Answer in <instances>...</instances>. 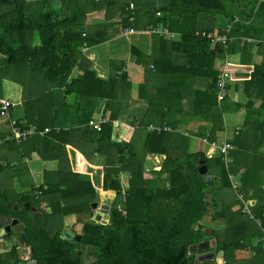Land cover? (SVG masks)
I'll return each mask as SVG.
<instances>
[{"label":"trees","instance_id":"trees-1","mask_svg":"<svg viewBox=\"0 0 264 264\" xmlns=\"http://www.w3.org/2000/svg\"><path fill=\"white\" fill-rule=\"evenodd\" d=\"M154 1L151 0L144 10L148 16L145 25L152 28L162 26L168 32L179 34L177 42H169L162 50L163 55L174 56L175 60L180 61L173 64L178 69L172 72L181 74L180 79L187 77L189 81L198 78L210 80L209 91L189 87V107L184 111V116L188 118L194 113L207 116L206 121L211 124L207 133L201 132L196 137L211 143L216 142V138L222 139V115L239 108L243 109V121L249 122V129L260 138L264 137V60L249 67L242 76L243 92L258 102L256 108H252L251 101L240 106L234 99L229 102L226 98H217L216 71L212 68L214 59L231 52L237 43L241 50L248 48L239 42V37L264 40V0H157V4ZM101 4L109 8L113 5L118 18L115 17V22L99 25L100 30L112 26L121 29L128 27L137 15L133 8L128 7L129 2L124 0H0V82L6 79L21 87L22 109L18 118L24 120L25 127L32 126L39 131L44 127L49 128V132L42 136L32 135L21 143L7 138L5 131L2 143L11 145L21 157L35 153L43 159L42 154L49 146L57 145L62 136L77 134L90 152L106 158L103 154L105 150L113 149L120 154V162L125 149L129 172L135 183L119 206H111L105 225L88 222L82 225L78 242H69L60 237L61 217L70 212L64 196L91 198L93 190L86 177L70 173L64 167L50 181L28 190L29 196L21 193L14 195L0 188V217L16 219L23 224L21 238L28 248L29 260L35 264H83L78 255L82 249L94 253L93 261L89 264H193L194 255L186 256V248L190 245L214 237L215 252H225L230 246H238V239L219 241L217 231L209 229L204 223L209 221L208 224L215 225L229 209L215 206L216 191L220 187H228V170H225L219 157L206 158L200 152H187L189 133L185 127L178 126L186 134L174 132L176 124L168 125L171 129L169 132L156 134L148 131L141 157L149 152L162 154L164 160L158 171L142 172L141 159H137L134 151L128 150V146L121 142H113L119 129L117 126V132H113L114 118L125 111V107L121 108V105L119 108L115 100L120 97L125 104L129 98V84L123 66L116 68L118 76L110 74L106 79H100L79 57L83 45L90 46L104 39L92 38L98 36L97 32L95 35L88 34L83 27L85 11L89 8L97 10ZM224 6L222 16L228 24L232 21V15L239 20L231 24L228 32L233 41L226 48L219 44L211 46L210 39L198 34L212 32L207 15L224 11ZM129 52L136 65L145 66L140 60L143 57L140 51L130 47ZM149 57L152 67L161 63L155 55ZM68 96L70 100H67ZM96 99H110L114 103L110 108L106 106L108 118L103 116L105 122L98 131L86 125ZM187 118H180L177 123L187 122L190 119ZM74 122L85 124L81 128L74 127ZM55 127L58 128L57 132L53 130ZM238 134L230 140L233 145ZM153 142L160 147L167 142L164 145L167 147H150L149 144ZM261 146H264V142L259 139L251 151L255 152ZM150 157L154 156H148L147 162ZM200 165L205 166L212 178L211 187H207L197 173ZM212 166L218 168L220 186L215 182ZM6 168L13 174L18 171L10 161L0 165L1 170ZM260 168L264 169V164ZM260 168L252 170L246 167L242 170L244 187L239 189L240 197H244L248 190L251 193L249 197H258L256 178ZM159 181H163V186H159ZM63 184L66 186L64 191L59 189ZM112 187L117 188V185ZM206 194L211 196L208 216L205 215L203 199ZM24 203L28 210L24 209ZM40 203L44 205L40 206ZM87 207L84 205L85 211ZM261 208H258L255 216L264 225L259 212ZM205 217L208 220H203ZM193 226L196 228L193 229ZM204 231L209 233L208 236H204ZM7 236L15 237L9 233L3 238ZM19 248L15 240L6 251L0 253V264L2 261H6L4 264L20 263L17 257ZM80 254H83L82 251Z\"/></svg>","mask_w":264,"mask_h":264},{"label":"crops","instance_id":"crops-1","mask_svg":"<svg viewBox=\"0 0 264 264\" xmlns=\"http://www.w3.org/2000/svg\"><path fill=\"white\" fill-rule=\"evenodd\" d=\"M96 1L101 2V0ZM124 1L129 2L128 7L133 8L137 15L135 16V20L130 23V26L122 29L118 26H112L111 28L100 30V27H98L103 23L115 22L118 18L117 11H115L113 5L109 8L101 4V7L97 10H91L89 8L85 11L83 22L84 30L86 29L87 33L91 35H95V32H97L98 36L95 35L92 37L94 39L100 37L104 39L90 46L83 45L79 57L82 58L81 61L89 66L90 70L95 72L96 78L100 79H106L110 74L118 76L119 71H116V68H120L121 65L123 66L126 80L129 84V98L126 100L125 104L122 100H119V102L115 100L117 104L119 103L118 107L121 105L125 106V111L117 114L114 118V121L119 124V129L118 135L116 134L117 137L113 139V142H121L128 146V150L132 149L137 159H141L142 172L146 173L158 171L164 160L162 154L152 152L146 153L141 157L145 136L148 134L146 130L148 126H172L173 124H176L175 126H184L187 125V123L190 124L192 121L194 122V125H192L193 128H196L195 131L207 133V129L211 126V124L206 121L207 116L204 117L203 115L194 113L195 115H191V120L189 119L186 123L184 121H180L181 123L177 122L180 118H187L183 113L189 107V87L190 89L209 91L211 90L209 86L210 80L198 78L194 81H189L186 76V78L180 79L178 75L181 74L172 72L178 69L173 64L180 63V61L175 60L174 56L163 55L162 50L168 46L169 42H177L179 34L176 32H168L166 28L162 26L153 27V29H156L155 33L145 31L152 28L149 25H145L148 16H146L144 12L151 0ZM131 2L134 5H132ZM154 3L157 4V0H155ZM223 9L224 11L219 9L220 11L215 13L223 14L225 12V6ZM215 13L208 14L207 16L212 28L211 33L219 34L223 32L220 31L225 29L228 22H226L224 18H222L223 20L216 19V21H214L213 19L215 18L213 17L216 15ZM215 26H217V28ZM163 30L167 31L169 35L163 36L157 32ZM104 31L106 34H104ZM130 47H134L143 54L140 60L145 64L144 67L134 63V57L129 52ZM246 51L247 49L241 50L239 43H237L236 46L232 48L231 52L216 57L213 61L212 68L216 71V76L222 70H225L228 74V79L226 81L228 94L223 98L228 99L229 102L234 99L236 104L240 106L244 105L247 101H251L252 108H256L258 102L247 97L243 92L242 76L245 71L243 72L240 67L237 74L231 72V68L235 67V64L232 62L236 59L244 58V64H248L249 66L259 64L250 63V57L247 55V58L245 57ZM151 55H155L161 63L152 67V63L150 62L151 58L149 57ZM145 57H148V59L145 60ZM168 61H172L173 63L169 64ZM227 69L229 70L227 71ZM239 74L242 75L238 76ZM159 79L162 80L161 83ZM165 85L169 86L171 91L164 90ZM159 89L161 93H158ZM1 92H8L7 96L12 94L13 100L11 101L15 104L13 115L19 117L21 111L19 110V113H17L16 110L17 107H21V90L19 86L5 80L1 84ZM217 98L219 97L217 96ZM70 99L71 97L68 96L67 100ZM112 105H114V103L108 99H96L95 108L90 117L95 118L97 115H100L107 119L108 108L106 106L110 108ZM229 107H231V105ZM242 110V108H239L235 109V112H228L222 115V127H224L223 137L232 140L234 136L233 132L236 131L239 133L236 137L235 145L231 142L233 150L228 154L230 163L224 166L225 170H228L226 172L228 187H220L215 195V206L224 209L229 207V209L225 213L223 219L214 223L215 225L207 224V227L217 231L216 237L219 241L227 242L232 239H238V246H230L225 252L221 251L222 264H264V253L262 245L259 242V229L241 211V204L237 199L241 193H239V189L242 190L241 186H243L241 179L242 170L246 167L255 170V168H260L261 164H264V146L259 147L255 152L251 151V147L258 142L259 139L262 143L264 142V137L260 138L256 132L249 129V122L247 124L246 121H243L244 114ZM232 117L235 118V124L232 127H228L227 122H232V120H230ZM84 124L85 123L78 124V122H74L73 126L81 128ZM113 132H117L114 127ZM4 136L5 125L2 120H0V165L4 164L6 161H10L11 166L14 165L18 170L16 174H13L10 172V169L6 168L3 172L0 169L4 174L0 178V188L12 192L11 194H19L15 193L13 190L19 189L21 186L26 188L25 191H28L43 182L50 181L54 178L56 172L61 171L63 167L70 173H78L82 175V177H86L89 186L93 190V196L91 198L84 197V199H79L75 195L69 196L68 194L64 196V202L70 207V212L61 217V230H66L73 236H80L82 225L88 222L90 213L89 204L95 202L97 205H107L109 209L113 205L119 206L121 204V194L124 196L127 195L128 189L135 183V180L132 179V175L129 172L130 169L128 167H130V164L127 163V151L125 149L122 151V161H120L122 163H120V154L114 152L113 149L105 150L103 154L107 156L106 158L102 156V154L98 155L95 152H90L89 147L81 141L77 134L68 133L58 140L57 145L49 146V149L42 154L44 156L43 159L39 158L35 153H30L29 155H23L21 157L20 153L13 149L11 145L2 143ZM217 140L221 141L222 139L216 138L214 141ZM198 141L206 145L210 143L201 138H198ZM164 145H167V142L165 144L162 143L164 148L167 147ZM149 146L160 147L159 144L154 142L150 143ZM186 149L187 152L192 149L189 142H187ZM200 149L199 151L194 148V150L190 152H200L203 154L208 152V147H206L204 151L202 148ZM3 152L5 153L4 156L2 155ZM148 156L154 157H150L147 162ZM105 158L107 161H105ZM146 163L148 167H146ZM49 167H51V169H49ZM111 169L117 171L111 172ZM213 174L216 176V184L220 186V179L217 176V172ZM228 174L233 176V181L237 186L236 189H232L230 181L227 178ZM158 184L159 186H163V181H159ZM112 185H117L118 189L116 187L113 188ZM65 187L66 186L63 184L59 189L64 191ZM256 188L258 189L257 198L249 197L251 194L250 190H248V193L245 194L244 197L240 198L247 204L254 216L258 208L262 206L259 212L264 221V169L262 168L259 169L258 177L256 178ZM99 201L101 203H99ZM41 205H44V203H40V206ZM84 205L88 206L86 211ZM3 236L4 235L0 236V253L6 251L16 240V237H12L13 241H11L10 236L6 238H3ZM211 239L216 240L214 237H211ZM22 249V254L17 253V257L21 262L29 259L28 248ZM213 252L215 251L213 250Z\"/></svg>","mask_w":264,"mask_h":264},{"label":"built area","instance_id":"built-area-1","mask_svg":"<svg viewBox=\"0 0 264 264\" xmlns=\"http://www.w3.org/2000/svg\"><path fill=\"white\" fill-rule=\"evenodd\" d=\"M262 1V0H259ZM239 22V20L234 17L233 20L226 25L225 29L221 34H213V33H200L201 37H205L210 39V41L213 44H219L223 48H226L229 43L233 41L232 37L228 36V32L230 30V26L232 23ZM156 29L150 28L149 31L151 33H155ZM160 35L168 36L169 34L167 31H157ZM239 42L247 45L248 47L256 46L259 44L257 40L253 38H247V37H239ZM228 79V74L225 72V70H222L217 76L215 80V89L217 91L218 97H223L228 94L227 92V84L226 81ZM15 107V104L7 99L0 96V120H2L3 123H5V131L7 134V138L15 141L16 143L25 142L30 136L32 135H38L42 136L43 134L49 132V128L44 127L42 130H37L34 127H25L24 120L14 117L13 116V109ZM105 122V118L101 117L100 115H97V117L90 118L86 125L87 127L91 128L92 130L98 131L100 129V125ZM55 132H57L58 128H53ZM171 129L166 125H160V126H149L147 128V131L149 132H155L156 134L163 133V132H169ZM179 132L180 127H175L174 132ZM184 131V130H183ZM237 132L234 131L233 134L235 135ZM183 134H186V131L183 132ZM208 152H206L205 157H219L222 161L224 166H227L230 163V160L228 158V154L230 151L233 150V145L230 142V139L222 138L219 142H213L208 143ZM228 180L230 181L232 189H236L237 186L233 181V176L227 175ZM121 202L124 200V195L121 194L120 196ZM238 201L241 204V211L244 213V215L253 222V224L259 229L260 232V238L259 242L262 245L263 253H264V225H262L261 220L257 217H255L250 209L248 208L247 204L241 200L240 196L237 197ZM5 245V244H4ZM5 249V248H4Z\"/></svg>","mask_w":264,"mask_h":264},{"label":"water","instance_id":"water-1","mask_svg":"<svg viewBox=\"0 0 264 264\" xmlns=\"http://www.w3.org/2000/svg\"><path fill=\"white\" fill-rule=\"evenodd\" d=\"M174 19H177V17H173ZM197 173L201 176V178L204 180L205 185L207 187H211L213 184L212 178L210 175L206 172V168L204 165H200L197 168ZM204 206H205V215L210 214V208H211V196L209 194L204 195ZM90 213H89V224H100L105 225L107 223L108 219V209L109 207L107 205H97L95 202L89 204ZM24 209L28 210L27 204H24ZM32 210V209H31ZM37 214H41L39 211H36ZM193 229L196 227L193 226ZM11 233L16 237V241L18 245L22 248H27L25 244H23L21 235L23 233V224L19 223L16 219H8L4 217H0V236L6 235ZM63 233H66L70 236V239L63 236ZM204 236H208V232H203ZM60 237L63 238L66 241H79V236L75 235L73 236L70 232L66 230H61ZM216 246V241L214 239H207L200 241L196 244L190 245L186 248V256L194 255L193 264H200L203 262H206L208 264H222V252H213ZM26 264H35L33 260L28 261Z\"/></svg>","mask_w":264,"mask_h":264},{"label":"rangeland","instance_id":"rangeland-1","mask_svg":"<svg viewBox=\"0 0 264 264\" xmlns=\"http://www.w3.org/2000/svg\"><path fill=\"white\" fill-rule=\"evenodd\" d=\"M30 1H32V0H30ZM131 4H133L132 2H131ZM130 4V5H131ZM234 17H236L237 19H238V17L236 16V15H232V20H233V18ZM213 18H215V19H213L214 21H216V19H218V20H223L222 18H223V16H222V14H216ZM88 21H90V20H88ZM216 28H217V26H215ZM255 40V39H254ZM257 42H259V44H258V47H257V45L255 46H251V47H248V48H246L247 49V51L245 52V57H246V55L247 56H249L250 57V63H260V62H262L263 60H264V40L263 41H260V40H257ZM211 46H213V43L211 42ZM245 49V50H246ZM247 58V57H246ZM244 58H241V59H236V60H233V64H235V67L233 68H231V72H235V74H237L238 73V71L240 70V67L242 68V70H243V72L245 71H247V69L249 68V67H251V66H249L248 64H244ZM230 63V62H229ZM242 64H244V65H242ZM228 65V64H227ZM229 69H227V71H228ZM242 74H239L238 76H241ZM178 76H180V75H178ZM176 78V77H175ZM176 79H178V78H176ZM6 79H4V80H2L1 82H0V87H1V84H2V82L3 81H5ZM160 81V83H161V79H159ZM6 81H8V80H6ZM11 82V81H10ZM19 86V85H18ZM19 88H20V90H21V87L19 86ZM164 90H166V91H171V88L169 87V86H167V85H165L164 86ZM165 91V92H166ZM9 92V91H8ZM8 92L7 93H5V92H1V97H3V98H7V99H9V100H13V96H12V94L10 95V96H7V94H8ZM30 92V91H29ZM158 93H161V91H160V89H159V91H158ZM29 94H31V93H29ZM156 94H157V92H156ZM20 96H21V93H20ZM224 97V96H223ZM223 97H219V98H223ZM110 100V99H109ZM119 100H120V97L117 99V101L119 102ZM111 101V100H110ZM111 102H113V101H111ZM93 103H94V101H93ZM94 105H95V103H94ZM125 106L124 105H122L121 106V108H124ZM21 107L20 108H16V110H17V113H19V110L21 111ZM16 113V112H15ZM122 113V112H121ZM68 114H70V112L68 111ZM14 116V115H13ZM15 117V116H14ZM97 117V116H96ZM190 120H191V115H190ZM230 120H232V122L231 121H228V122H230V123H228L227 122V124H228V127L230 126V127H232L234 124H235V118L234 117H232V119H230ZM186 123V122H185ZM192 125H194V122H192L191 121V123L189 124V123H187V125H184L183 127H185V129H187V131H188V133H189V139H188V142H189V144L191 145V147H192V149L190 150V151H193L194 150V148L196 149V150H201L200 148H202L203 149V151H204V149L207 147V145L206 144H203L201 141L199 142L198 141V138L196 137V135H198L200 132H197V131H195L196 130V128H193V126ZM112 126L114 127V129H116V127L118 126L119 127V124H118V122H116V121H113V124H112ZM149 127V126H148ZM147 127V128H148ZM147 128H146V130H147ZM184 129L183 128H180V133L181 134H183V132H185V131H183ZM180 134V135H181ZM218 141H220V140H217L216 141V143L218 142ZM189 151V152H190ZM7 152V151H6ZM206 154V153H205ZM2 155L4 156L5 155V153L3 152L2 153ZM216 157V156H215ZM209 158H214V157H209ZM49 169H51V167H49ZM211 170H212V172L213 173H215V172H217V170H218V168L217 167H215V166H212L211 167ZM2 172H3V170H2ZM1 171H0V178L4 175L3 173H2ZM37 182H39V181H37ZM25 189L26 188H23L22 186L19 188V189H15V190H13V191H15V193H21V194H23V196L25 195V196H29V193L27 192V191H25ZM73 201H76V200H73ZM67 202H68V200H67ZM73 203V202H72ZM99 203H101L100 201H99ZM24 204H26V203H24ZM89 211H90V208H89ZM203 220H208V219H206V217L203 219ZM208 222L209 221H207V222H205L204 221V223L205 224H208ZM11 241H13V238L11 237ZM7 245V244H6ZM5 246V245H4ZM7 247V246H6ZM81 251H82V253L83 254H80L81 253ZM81 251H78V255L79 256H81V260H82V262H83V264H89L90 262H92L93 261V255H94V253H92V252H90L88 249H82ZM18 253L19 254H22L23 253V249L20 247L19 248V250H18ZM2 259L4 260L5 259V257H2ZM0 261H1V259H0ZM6 261H2V264H4Z\"/></svg>","mask_w":264,"mask_h":264},{"label":"bare ground","instance_id":"bare-ground-1","mask_svg":"<svg viewBox=\"0 0 264 264\" xmlns=\"http://www.w3.org/2000/svg\"><path fill=\"white\" fill-rule=\"evenodd\" d=\"M63 236L68 238V239H70V236L68 234H66V233H63Z\"/></svg>","mask_w":264,"mask_h":264},{"label":"flooded vegetation","instance_id":"flooded-vegetation-1","mask_svg":"<svg viewBox=\"0 0 264 264\" xmlns=\"http://www.w3.org/2000/svg\"><path fill=\"white\" fill-rule=\"evenodd\" d=\"M28 261H30V260L28 259L27 261L20 262V264H26Z\"/></svg>","mask_w":264,"mask_h":264}]
</instances>
